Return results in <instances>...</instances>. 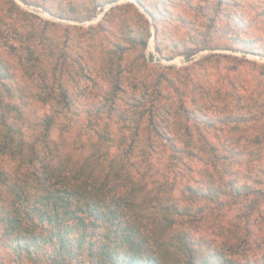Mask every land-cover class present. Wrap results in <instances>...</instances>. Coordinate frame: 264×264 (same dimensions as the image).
<instances>
[{
    "label": "rangeland",
    "instance_id": "1",
    "mask_svg": "<svg viewBox=\"0 0 264 264\" xmlns=\"http://www.w3.org/2000/svg\"><path fill=\"white\" fill-rule=\"evenodd\" d=\"M13 1L16 7L0 0V115L25 139L53 109L39 94L62 85L74 109L63 111L53 138L67 132L78 141L109 136L113 150L120 138L127 144L135 139L137 155L148 139L162 144L148 121L153 111L164 136L195 143L197 154L200 140H211L219 155L231 156L230 169L240 179L246 170L237 161L264 160V144L256 142L264 140V55L252 52L264 48V0H157V42L154 21L134 0ZM127 3L143 16L122 7ZM202 43L208 47L194 52ZM185 161L179 189L219 182L199 159ZM259 209L264 215V197ZM222 213L226 224L235 221V212ZM238 224L241 233L231 236L249 239L241 248L249 259L264 252V243H252L264 242V220L253 216ZM15 257L13 249L0 247V264H48L42 254ZM232 259L244 264L242 255ZM73 264H89L85 250Z\"/></svg>",
    "mask_w": 264,
    "mask_h": 264
},
{
    "label": "trees",
    "instance_id": "2",
    "mask_svg": "<svg viewBox=\"0 0 264 264\" xmlns=\"http://www.w3.org/2000/svg\"><path fill=\"white\" fill-rule=\"evenodd\" d=\"M134 1L154 21L157 42V0ZM127 5L143 16L134 4L122 7ZM207 47L199 44L194 52ZM252 52L264 55V48ZM2 62L7 68L13 61ZM47 88L39 99L53 109L34 137L25 139L11 118L0 115V247L13 249L15 260L22 253L30 259L42 254L48 264H73L85 250L89 264H232L240 255L244 264H264V252L249 259L241 250L249 239L231 236L241 233V221L264 220L259 209L264 160L244 165L236 160L246 170L240 179L230 169L231 156L219 155L211 140H200L203 152L197 154L191 150L195 143L164 136L152 110L148 121L162 144L148 139L137 155L135 139L127 144L120 138L113 150L109 136L78 141L67 132L53 138L63 111L74 108L62 85ZM60 103L64 108L55 107ZM256 142L264 144L262 138ZM185 157L199 159L219 182L179 189ZM224 210L235 212V221H222ZM252 243L260 248L264 242Z\"/></svg>",
    "mask_w": 264,
    "mask_h": 264
}]
</instances>
